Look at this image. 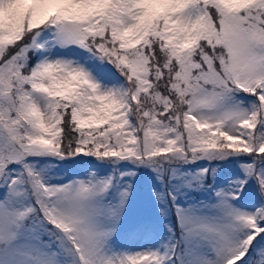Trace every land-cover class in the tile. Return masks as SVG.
Instances as JSON below:
<instances>
[{"label":"snow or ice","instance_id":"1","mask_svg":"<svg viewBox=\"0 0 264 264\" xmlns=\"http://www.w3.org/2000/svg\"><path fill=\"white\" fill-rule=\"evenodd\" d=\"M0 264H264V0H0Z\"/></svg>","mask_w":264,"mask_h":264},{"label":"rangeland","instance_id":"2","mask_svg":"<svg viewBox=\"0 0 264 264\" xmlns=\"http://www.w3.org/2000/svg\"><path fill=\"white\" fill-rule=\"evenodd\" d=\"M85 159H90V158H85ZM231 167H233V166H226V168H231Z\"/></svg>","mask_w":264,"mask_h":264},{"label":"trees","instance_id":"3","mask_svg":"<svg viewBox=\"0 0 264 264\" xmlns=\"http://www.w3.org/2000/svg\"><path fill=\"white\" fill-rule=\"evenodd\" d=\"M62 167H63V165H62ZM73 167H76V166H73Z\"/></svg>","mask_w":264,"mask_h":264}]
</instances>
